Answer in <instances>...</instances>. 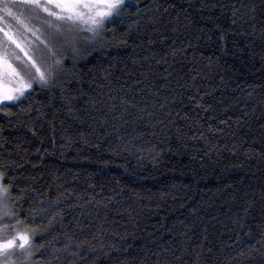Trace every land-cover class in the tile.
<instances>
[{"label":"trees","instance_id":"trees-1","mask_svg":"<svg viewBox=\"0 0 264 264\" xmlns=\"http://www.w3.org/2000/svg\"><path fill=\"white\" fill-rule=\"evenodd\" d=\"M105 29L0 107L34 260L264 264V0H128Z\"/></svg>","mask_w":264,"mask_h":264},{"label":"snow or ice","instance_id":"snow-or-ice-1","mask_svg":"<svg viewBox=\"0 0 264 264\" xmlns=\"http://www.w3.org/2000/svg\"><path fill=\"white\" fill-rule=\"evenodd\" d=\"M127 6L128 0H0V105H19L34 86L50 87L65 62L81 55V34H90V42H96L106 22L123 16ZM21 7L30 15L20 12ZM28 131L37 135L31 128ZM5 175L0 170V264H38L34 257L46 251L44 244L36 243L39 228L24 223L9 207L11 185L4 183ZM59 204L57 200L50 207L54 211ZM5 219L16 223L4 224ZM17 254L23 259H13Z\"/></svg>","mask_w":264,"mask_h":264},{"label":"rangeland","instance_id":"rangeland-1","mask_svg":"<svg viewBox=\"0 0 264 264\" xmlns=\"http://www.w3.org/2000/svg\"><path fill=\"white\" fill-rule=\"evenodd\" d=\"M19 11L22 12V13H24L25 16L30 15V12H29L26 8H24V7H21V8L19 9ZM109 21H110V20H109ZM109 21H107L106 24H107ZM34 23H35V26H36V27H40V25H39L38 22H34ZM106 24H105V25H106ZM86 41H90V34H88V33H83V34H81V37H80V39H79V43H78V47L81 49V47H83V44H84ZM57 46H59V45H57ZM68 55H69V56L72 55L70 49L68 50ZM59 70H61V69H59ZM1 106H2V105H0V107H1ZM7 203H8V205H9V207H10V204H9L8 201H7ZM10 208H11V207H10ZM3 223H4V224H15L16 222H14L13 220L10 221L9 219H5V220L3 221ZM13 259L21 260V259H23V257L20 256L19 254H17L16 256L13 257Z\"/></svg>","mask_w":264,"mask_h":264}]
</instances>
